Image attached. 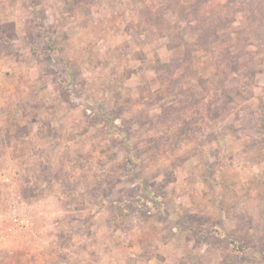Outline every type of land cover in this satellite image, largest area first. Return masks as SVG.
I'll return each instance as SVG.
<instances>
[{
  "label": "rangeland",
  "instance_id": "374dc122",
  "mask_svg": "<svg viewBox=\"0 0 264 264\" xmlns=\"http://www.w3.org/2000/svg\"><path fill=\"white\" fill-rule=\"evenodd\" d=\"M0 264H264V0H0Z\"/></svg>",
  "mask_w": 264,
  "mask_h": 264
},
{
  "label": "built area",
  "instance_id": "2783aa9c",
  "mask_svg": "<svg viewBox=\"0 0 264 264\" xmlns=\"http://www.w3.org/2000/svg\"><path fill=\"white\" fill-rule=\"evenodd\" d=\"M10 226L7 232L12 235H31L36 232V223L32 216L26 212L13 210L10 215Z\"/></svg>",
  "mask_w": 264,
  "mask_h": 264
}]
</instances>
